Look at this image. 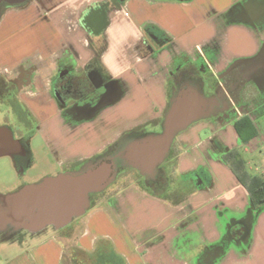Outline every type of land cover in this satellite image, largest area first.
Instances as JSON below:
<instances>
[{
    "label": "crops",
    "instance_id": "obj_1",
    "mask_svg": "<svg viewBox=\"0 0 264 264\" xmlns=\"http://www.w3.org/2000/svg\"><path fill=\"white\" fill-rule=\"evenodd\" d=\"M91 65L99 87L109 82L104 99L80 117L65 115L54 80L61 69L87 73ZM190 66L222 85L234 72L250 75L223 98L234 116L198 121L175 140L186 200L175 206L116 185L77 220L75 237L26 232L3 244L14 248L4 264H264V207L255 209L225 161L235 150H264V0H29L0 22V76L15 87L7 102L28 126L37 123L33 137L56 162L49 176L140 126L160 132L179 90L174 76ZM245 116L257 131L248 144L235 129Z\"/></svg>",
    "mask_w": 264,
    "mask_h": 264
},
{
    "label": "water",
    "instance_id": "obj_2",
    "mask_svg": "<svg viewBox=\"0 0 264 264\" xmlns=\"http://www.w3.org/2000/svg\"><path fill=\"white\" fill-rule=\"evenodd\" d=\"M1 1L15 7L29 0ZM229 109L230 104L222 100L219 92L209 97L204 81L193 80L171 99L160 132L126 135L112 155L91 160L77 171L47 176L14 192H0V234L10 228L36 234L48 226L67 227L91 208V195L104 192L116 181L120 167L144 177L153 176L168 159L182 132L211 118L216 111ZM30 151V143L17 139L10 126H0V158L14 159Z\"/></svg>",
    "mask_w": 264,
    "mask_h": 264
},
{
    "label": "rangeland",
    "instance_id": "obj_3",
    "mask_svg": "<svg viewBox=\"0 0 264 264\" xmlns=\"http://www.w3.org/2000/svg\"><path fill=\"white\" fill-rule=\"evenodd\" d=\"M201 78L205 80L204 85H205V93L207 96H210L218 92V89L220 88V83H218L217 80L213 81L212 77L209 74H206L205 76H202ZM174 86H175V82H174ZM251 95H253V89H252ZM7 100L9 99H5L0 102V126H10L13 129L16 138L19 139V135L21 134V132L19 131L20 122H19L18 117L15 115L13 108L8 104ZM233 100H234V103L238 105L237 103L238 101L236 100V97H233ZM216 113L219 114V113H224V112H220L219 110V111H216ZM28 124L29 123L27 122L25 124V127ZM28 135L32 136L33 134L31 133ZM177 144L178 143H176L175 146L173 145L175 153L177 152L179 153V149H178L179 144L178 145ZM30 146L32 148L34 161H33L32 167L28 170V172L24 175L23 178H20L17 168L15 167L13 158L11 157L0 158V192L1 193H7V192H10L16 189L18 190L22 188L24 184L34 183L36 181H39L44 176H46L48 173H50L49 172L50 170L52 171V169H54V166L56 163L55 159L53 155H50V153L48 152L45 142L41 137L39 136L33 137L31 139ZM243 157L246 159L247 163H249L248 172L250 174H253L254 176H261L264 178V150L263 149L262 150L258 149L257 151L249 150L248 152L243 153ZM69 168H72V165L66 166L64 170L69 169ZM121 168L122 167H120L119 169V173H118L116 181L107 190H105L102 195L97 196L96 201L99 200L100 197L107 196L108 194H110L115 189L116 185H118V187H121V186L127 187L129 185H134L144 190L148 188L149 189L151 188L152 190L155 189L145 183L144 176H142L141 174L138 175L136 173L130 172L125 177L119 176L121 172ZM159 169H161L165 175L164 179L161 181L160 188L162 187L165 193L180 192L181 193L180 196L186 197L187 194L185 193V191H180L178 188V187L183 186V183L180 181L178 171L174 165V161H169V160L165 161ZM51 173L53 174L56 172H51ZM96 205L97 204L94 203V206ZM91 206H92V203H91ZM83 216L75 218L74 221L65 228L56 229L53 226H48L44 230L45 231L52 230L56 232L59 238L67 236L68 232L71 233L73 237H75L76 234L81 229V226L78 224V222L80 223V221H77V220H82ZM13 251H14V248L12 247L5 248L3 246V242H1L0 243V264H4L7 258L9 257L11 258Z\"/></svg>",
    "mask_w": 264,
    "mask_h": 264
},
{
    "label": "flooded vegetation",
    "instance_id": "obj_4",
    "mask_svg": "<svg viewBox=\"0 0 264 264\" xmlns=\"http://www.w3.org/2000/svg\"><path fill=\"white\" fill-rule=\"evenodd\" d=\"M192 67L193 66L184 68L182 72L174 76V82L178 88L186 87L193 80L200 79L202 76L208 74V72H206L202 66H200L199 68ZM98 70L99 67L97 65H91L89 66V72L87 73H68V71L65 69H61L59 71L53 83L54 87L52 90V97L59 104L65 115L74 114V117H80L85 112L90 111L92 109H96L102 99H104L106 95V89L104 85L109 88V82L104 77V85L103 87H99V85L101 84L97 79V74L99 72ZM248 75H250V73H246L245 71H239L232 73L231 76H228L226 82L223 83V85L220 84V88L218 89V91H220L222 95V100L223 98L225 99L227 95L231 96L232 92L235 90L236 84L239 85L240 83H245V80L248 79ZM86 82L88 83V85ZM10 99L14 101V95ZM226 99H228V97ZM233 110L236 111L234 106L230 107V109L224 113H219L215 115V118H229L231 116H234L235 112H233ZM23 114L24 113H22L21 116ZM23 116L25 117V115ZM18 118L20 119L19 131L21 132V134L19 135V139H23V141L27 143L37 131V123L32 122V126L30 124L29 126L27 125L25 127L26 121L21 119V117ZM31 133L33 135L29 136L28 134ZM113 153L114 152L106 155L104 154V156H109ZM102 155L103 154H101L100 157ZM13 160L15 163V167L17 168V171L20 175V178H23L24 175L28 172V170L32 167L34 157L30 151L27 155L18 156ZM83 166L75 165L72 166V168L63 170L61 173L77 171ZM49 172L51 173V170ZM50 173H48L46 176H49ZM164 176V172L161 169H158L153 176L144 177V180L147 185L151 186L152 188L158 189L160 187L161 181L164 179ZM16 190L10 192H14ZM26 232L27 231L24 230L14 231L10 228L7 232L0 234V243L3 242V244H5L6 242H19L26 236Z\"/></svg>",
    "mask_w": 264,
    "mask_h": 264
},
{
    "label": "trees",
    "instance_id": "obj_5",
    "mask_svg": "<svg viewBox=\"0 0 264 264\" xmlns=\"http://www.w3.org/2000/svg\"><path fill=\"white\" fill-rule=\"evenodd\" d=\"M8 8H9V6L7 4H4V3L0 4V22H1V19L3 18V15L5 14V12ZM14 90H15L14 85L11 84L5 78L0 76V102L5 100V99H10L14 95L13 94ZM170 107H171V101H169V103H168L166 113L168 112ZM157 123H159V121L152 122V124H157ZM145 128H146L145 125L140 126L138 128H135L134 130H132L131 132H129L126 135L145 134V133H147V130ZM235 129L237 130V133L239 134L240 138L247 144L257 136L256 128L248 116H245V117L241 118L240 120L236 121ZM125 136H123V137H125ZM120 140L117 141L114 145L110 146L103 153L102 156H104V154L106 155V154L114 152L116 150V148L118 147ZM174 146H175V144H174ZM174 146L171 149V153H170L167 160L174 161L175 168H177L180 153L174 152ZM98 157H100V156H97L91 160H95ZM91 160L84 161L83 163L73 164L72 166H75V165L83 166L86 163L90 162ZM225 161L231 167L233 172L236 174V176L238 177L241 184H243L245 186V188L248 190L252 204L255 207V209L260 210L262 207H264V178L261 176H252L249 174V172L247 171V162L242 157L241 153L237 150L230 152L225 157ZM130 172L140 175L139 172H137L135 170H128L125 168H121V172H120L119 176L125 177ZM145 190L150 191L154 195L160 197L161 199H163L165 201L170 202L172 205H175V206L181 205L186 200V197L180 196L181 195L180 192L165 193L164 189L162 187L161 188L159 187L156 190L155 189L152 190L151 188L150 189L148 188ZM103 193L104 192H102L100 194L91 195V203H92L91 208L94 207V201H96V197L102 195Z\"/></svg>",
    "mask_w": 264,
    "mask_h": 264
},
{
    "label": "bare ground",
    "instance_id": "obj_6",
    "mask_svg": "<svg viewBox=\"0 0 264 264\" xmlns=\"http://www.w3.org/2000/svg\"><path fill=\"white\" fill-rule=\"evenodd\" d=\"M69 63V62H68Z\"/></svg>",
    "mask_w": 264,
    "mask_h": 264
}]
</instances>
